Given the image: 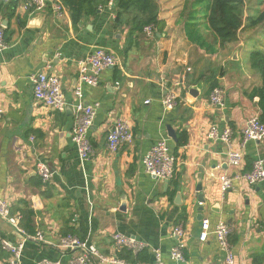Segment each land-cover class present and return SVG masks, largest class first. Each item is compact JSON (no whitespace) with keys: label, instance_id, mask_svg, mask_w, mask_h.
Returning a JSON list of instances; mask_svg holds the SVG:
<instances>
[{"label":"crops","instance_id":"obj_1","mask_svg":"<svg viewBox=\"0 0 264 264\" xmlns=\"http://www.w3.org/2000/svg\"><path fill=\"white\" fill-rule=\"evenodd\" d=\"M158 4L162 24L148 34L128 18L118 25L113 0L77 25L66 7L59 18L51 7L36 11L26 0H0L6 42L0 52V196L12 216H23L25 231L24 225L44 236V242H24L20 264L45 259L69 264L72 255L82 252L59 249L68 229L86 234L84 242L106 257L117 256L112 235L120 233L147 245L141 251L144 262L137 263L153 264L158 250L165 264H226L213 234L207 242L199 240L204 220L212 230L219 224L232 228L235 264H264V182L248 186L235 181L223 193L220 181L224 175L250 172L256 160H264V142L243 147L241 133L248 120L260 115L259 98L248 97L261 85L249 53L264 42L251 50L255 31H248L221 48L214 38L210 41L206 26L188 29L186 0ZM198 37L205 38V47L195 41ZM100 48L117 63L102 74L97 88H83V103L98 104L89 134L96 153L84 162L72 140L74 92L79 62ZM42 72L61 78L64 111L35 101L32 79ZM215 81L224 92L223 109L211 103ZM171 91L178 95L177 106L165 111L163 100ZM118 119L129 123L135 139L111 153L107 138ZM214 127L232 130L231 148L244 154L241 169L229 165L230 148L211 138ZM162 139L177 158L171 181L149 176L143 165L144 156ZM39 163L54 173L48 184L37 173ZM177 229L184 238L175 235ZM3 240L18 244L23 238L0 218V264H8ZM181 244L184 259L176 261L172 251ZM132 253L136 257L140 252Z\"/></svg>","mask_w":264,"mask_h":264},{"label":"built area","instance_id":"obj_2","mask_svg":"<svg viewBox=\"0 0 264 264\" xmlns=\"http://www.w3.org/2000/svg\"><path fill=\"white\" fill-rule=\"evenodd\" d=\"M30 8L36 11H44L47 7H51L56 17H63L66 8L61 0H26ZM148 34L154 31L153 26H148L144 29ZM6 48L5 29L0 23V52ZM117 63L116 57L105 49H96L94 53L89 55L78 64L79 69V84L74 92L75 97V113H76V127L73 134V143L77 147L79 157L82 161L87 162L95 156V148L89 137L90 131L94 125L96 118V109L98 104L85 105L83 103V88H97L101 82L102 74L113 68ZM34 84V98L35 101L48 108L64 111L67 107L66 97L63 90L62 80L55 74L38 73L33 77ZM178 95L175 91L168 92L163 100L165 111H172L177 106ZM149 104L150 101H147ZM211 103L220 109L225 107L224 92L221 88H215L211 93ZM2 111H0L1 115ZM242 145L245 147L249 142H264V124L260 121L259 116L252 117L246 123L242 130ZM211 138L220 140L230 150L228 151L229 165L235 169H241L244 163V154L241 150L231 148L233 132L228 127L220 130L213 128L211 131ZM134 133L129 123L123 119L116 120L108 138L107 147L109 152L117 153L124 146H129L134 143ZM143 165L147 174L155 179L162 181H171L177 168V158L172 153L168 142L162 139L155 146H153L144 156ZM37 173L44 184L52 181L54 173L51 168L44 164L37 165ZM221 190L223 193L228 192L233 188L235 181H239L248 186L257 185L264 182V160L258 159L254 162L253 168L250 172H239L234 177L224 175L220 178ZM0 218L8 222L14 230L20 234L23 241L18 244H13L10 241L3 240L1 245L9 254L8 264H20L25 248L24 242L29 239H34L38 242H44V236L41 232L35 235L29 234L21 225L23 216H12L10 206L0 196ZM202 230L199 236L201 242H207L210 234H213L219 246L225 252V263L235 264V257L232 250L229 237L232 228L226 224H219L214 230L211 228L209 220H204L202 223ZM175 235L184 238L182 229H177ZM112 240L115 252H119L125 248L133 251L135 254L141 252L147 245L134 237L124 234L116 233L112 235ZM59 249L64 253L81 251L78 256L72 255L69 264H90L93 260H98L101 264H141L132 263L117 256L106 257L99 253L96 247L88 245V243L81 241L77 236L62 237ZM183 247L181 244L172 251V258L176 261H183ZM155 262L153 264H165L162 260L161 253L156 250L154 252ZM40 264H61L60 261H52L49 259L43 260Z\"/></svg>","mask_w":264,"mask_h":264},{"label":"trees","instance_id":"obj_3","mask_svg":"<svg viewBox=\"0 0 264 264\" xmlns=\"http://www.w3.org/2000/svg\"><path fill=\"white\" fill-rule=\"evenodd\" d=\"M61 2L70 12L73 23L77 25L84 18L97 16L103 6L109 5L110 0H61ZM113 4L112 11L116 15L115 22L118 25L126 18L139 31L147 26L159 27L162 24L158 20L160 13L158 0H113ZM187 12L188 29L195 30L199 26H206L221 48L238 42L239 36L244 32L255 31L253 36L256 37L264 30V0H186L184 16ZM190 37L194 41L191 33ZM195 41L202 47L206 45L205 38L198 37ZM249 64L260 77L261 85L248 97L251 100L259 98V119L264 124V45L249 53ZM217 87L218 81L213 82L210 91ZM24 227L29 234L36 233L28 226ZM69 235L77 236L84 242L86 234L68 229L63 236ZM143 254L144 252H140L135 257L131 250L125 248L119 251L117 256L122 260L137 263L144 262Z\"/></svg>","mask_w":264,"mask_h":264},{"label":"rangeland","instance_id":"obj_4","mask_svg":"<svg viewBox=\"0 0 264 264\" xmlns=\"http://www.w3.org/2000/svg\"><path fill=\"white\" fill-rule=\"evenodd\" d=\"M210 41L212 42L213 41V37H210ZM264 42V34L263 32H259L258 35L255 37V36H251V38L249 39V44L252 45V48L251 50H254L255 47L257 46H261V43ZM251 68V67H250ZM252 69V68H251ZM250 75V74H249ZM248 75V76H249Z\"/></svg>","mask_w":264,"mask_h":264},{"label":"water","instance_id":"obj_5","mask_svg":"<svg viewBox=\"0 0 264 264\" xmlns=\"http://www.w3.org/2000/svg\"><path fill=\"white\" fill-rule=\"evenodd\" d=\"M235 57L237 58V56H235ZM236 58H235V59H236ZM191 93H192V94L195 93V95H196V91H195V90H191ZM170 130H171V131H170V134H171L170 136H172V137L176 140V136H175L174 132L172 131V129H170ZM199 201H200L201 204H203V203H204V197L200 196V197H199ZM200 210H203V208H200Z\"/></svg>","mask_w":264,"mask_h":264}]
</instances>
